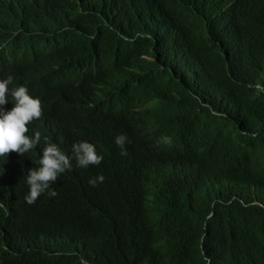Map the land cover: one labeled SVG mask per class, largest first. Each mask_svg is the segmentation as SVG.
<instances>
[{
  "label": "trees",
  "instance_id": "1",
  "mask_svg": "<svg viewBox=\"0 0 264 264\" xmlns=\"http://www.w3.org/2000/svg\"><path fill=\"white\" fill-rule=\"evenodd\" d=\"M263 7L0 0V78L43 69V113L27 133L40 143L0 157V264H264ZM117 79V102L144 108L139 127L102 105ZM135 129L182 135L184 148L136 175L108 138ZM81 141L104 154L100 168L77 166ZM47 143L72 169L51 185L56 197L29 205L27 176Z\"/></svg>",
  "mask_w": 264,
  "mask_h": 264
},
{
  "label": "clouds",
  "instance_id": "2",
  "mask_svg": "<svg viewBox=\"0 0 264 264\" xmlns=\"http://www.w3.org/2000/svg\"><path fill=\"white\" fill-rule=\"evenodd\" d=\"M33 76H27L26 69L17 76L9 75L6 79L0 78V157L9 153H18L24 156L26 152L37 147L41 140V134L36 132L34 137L29 133L28 125L42 117L43 108L38 93L36 79L41 77L43 69L37 62L32 63ZM121 88L119 79L114 86L104 89L100 96L104 108L113 116L121 112L133 113L141 124V111L143 106L139 103L120 104L117 102V94ZM9 97L14 106L11 111L5 109ZM61 130L60 135L62 136ZM108 137L116 140V150H122L121 155L129 153V162L136 175L147 171L150 163L158 158L183 150L185 140L182 135L160 136L155 132L142 133L138 130L129 132L127 136L120 133ZM13 152V153H12ZM74 158L77 166L87 168L96 165L100 168L104 162V154L89 141L77 142L73 145ZM72 158L69 157L55 143H47L42 150L39 167L29 170L27 183L30 192L25 196L26 202L31 205L47 192L50 197H56L58 192L51 188L58 181L60 174L72 169ZM105 177L100 175L89 180L93 187L102 183Z\"/></svg>",
  "mask_w": 264,
  "mask_h": 264
},
{
  "label": "bare ground",
  "instance_id": "3",
  "mask_svg": "<svg viewBox=\"0 0 264 264\" xmlns=\"http://www.w3.org/2000/svg\"><path fill=\"white\" fill-rule=\"evenodd\" d=\"M232 2V1H231ZM252 5V4H251ZM228 6V5H227ZM247 8V7H246ZM264 8V7H263ZM229 15V14H228ZM264 17V16H263ZM224 19V18H223ZM222 21V20H221ZM228 24V23H227ZM231 28V27H230ZM233 45V44H232Z\"/></svg>",
  "mask_w": 264,
  "mask_h": 264
}]
</instances>
